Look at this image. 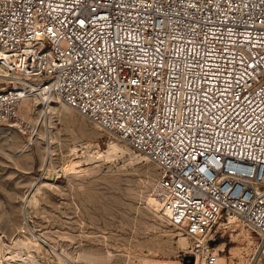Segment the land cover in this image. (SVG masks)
<instances>
[{
    "label": "built area",
    "instance_id": "1",
    "mask_svg": "<svg viewBox=\"0 0 264 264\" xmlns=\"http://www.w3.org/2000/svg\"><path fill=\"white\" fill-rule=\"evenodd\" d=\"M0 130H31L29 85L155 165L161 205L194 264L217 228L255 235L264 264V0H0Z\"/></svg>",
    "mask_w": 264,
    "mask_h": 264
},
{
    "label": "rangeland",
    "instance_id": "2",
    "mask_svg": "<svg viewBox=\"0 0 264 264\" xmlns=\"http://www.w3.org/2000/svg\"><path fill=\"white\" fill-rule=\"evenodd\" d=\"M29 122L30 131L0 130V264H8L10 250L30 264H95L90 260L107 255L105 264H148L151 258L182 264L188 248L154 200L161 193L155 165L130 159L137 153L127 143L74 109ZM111 140L130 150L98 155ZM247 234L236 222L217 228L215 245L226 249L219 264L248 262L251 252L242 248L239 260L235 248L247 246ZM20 238L41 246L31 249Z\"/></svg>",
    "mask_w": 264,
    "mask_h": 264
},
{
    "label": "bare ground",
    "instance_id": "3",
    "mask_svg": "<svg viewBox=\"0 0 264 264\" xmlns=\"http://www.w3.org/2000/svg\"><path fill=\"white\" fill-rule=\"evenodd\" d=\"M12 58L8 57L7 56V53H5V51L3 49L0 48V85L1 86H4V87H0V89L2 88H5L9 85V82L13 81L14 82V85H15V88L18 89V90H23V86L21 85H18L17 82L15 81V79H13V77L15 78V76H17V72H11L9 71L10 68H12ZM29 88V92L27 93L26 97L23 99V102H22V105H21V108H20V111H21V114L23 115V117L26 119V120H29L30 119H37L39 117H42L44 115H48V114H52L54 112H70V110L72 111V108L67 106L65 103H63L61 100L57 99V98H53L51 97L49 94L47 93H44L42 90H41V86L39 84V82H34L32 83L31 85L28 86ZM59 103V105H56V104H53V103ZM38 104H43L41 107H38ZM31 113V114H29ZM35 114V115H34ZM32 115V116H31ZM114 135V134H113ZM126 150H130L129 147H124L122 145H120L118 142L116 141H109L107 143V148L106 150L104 151H99L97 150V153L98 155H105L107 158L111 157V155H115L117 156V154H123ZM46 151V150H45ZM97 155V154H96ZM97 155V156H98ZM45 158V157H44ZM44 158L42 160H44ZM99 158V157H98ZM47 159V157H46ZM130 159H134L135 161H137L138 159L140 160H145V161H148L147 159H145L142 155H139V154H135L133 153L131 156H130ZM46 162V161H45ZM43 184V183H42ZM46 185H50L47 184ZM52 185V184H51ZM37 186V185H36ZM159 187V185H158ZM37 189V187H36ZM35 189V186H34V190ZM39 189V188H38ZM37 189V190H38ZM36 190V191H37ZM160 190V188H159ZM35 192V191H32V193ZM32 193H30L31 195L28 196L27 199L28 202H32L34 201V195H32ZM36 193V192H35ZM34 194V193H33ZM161 194V193H160ZM31 196V197H30ZM26 199V201H27ZM160 199V202H161V197L158 198V197H155L154 200H159ZM162 207V205H161ZM160 217L166 222L168 223L169 226H173L175 229L179 230L177 235L179 236V239H178V243L183 246V247H186L188 248L189 245H190V238L188 235L186 234H182L180 232L181 228L173 225V223L171 222V220L169 219V213L164 209L162 208L161 210V214H160ZM182 231V230H181ZM21 232V231H20ZM24 232V231H23ZM247 246H243V247H235L236 250H237V253L240 255L239 257V260L240 258H244L243 255H242V248H244L247 253L248 252H252L253 251V247L251 246V243L253 244V241H252V236L249 235V233L247 234ZM251 241H250V240ZM24 240V239H23ZM2 242V241H1ZM23 241H21V238H20V242L18 243H21ZM26 242V241H25ZM24 242V243H25ZM16 243V242H15ZM28 243V242H27ZM23 244L25 246H28L29 248L31 249H39L38 247L41 246V244L39 242H35L34 244L31 245V243H29L30 245L28 244ZM4 244V243H3ZM22 245V246H23ZM2 243H0V251L2 250ZM14 247V245H12ZM46 246V245H45ZM49 246V245H47ZM10 247V246H9ZM11 248V247H10ZM9 248V250H10ZM21 248V247H20ZM23 248V247H22ZM4 249V248H3ZM13 249V248H12ZM24 249V248H23ZM219 250L225 252L226 249L224 248V245L221 244L219 245ZM16 251V249H15ZM220 251V252H221ZM2 252V251H1ZM27 252H29L27 250ZM11 255L9 256V259L10 261L8 262V264H30V260L27 258V256L25 258H22V260L20 259L18 261V257H17V260L15 259V255H14V250H10L9 252ZM8 253V254H9ZM18 253V252H17ZM26 253V252H25ZM231 253V251H230ZM233 254V253H232ZM27 255V253H26ZM56 255V254H54ZM234 255V254H233ZM236 255V254H235ZM18 256V255H17ZM57 256V255H56ZM238 256V255H236ZM60 257V256H59ZM57 259H60L58 258L57 256ZM111 260V256L110 255H107L106 257H103V258H94L90 261H92L93 263L95 264H105V263H108L109 261ZM244 260V259H243ZM35 261V260H34ZM246 261V260H245ZM243 262V261H242ZM142 263L145 264L144 260H142ZM141 263V264H142ZM148 264H175L173 262H167V263H164L162 262V260L158 259V258H151L149 260V263ZM183 264V263H182ZM219 264V262H218ZM245 264H248V262L246 261Z\"/></svg>",
    "mask_w": 264,
    "mask_h": 264
},
{
    "label": "water",
    "instance_id": "4",
    "mask_svg": "<svg viewBox=\"0 0 264 264\" xmlns=\"http://www.w3.org/2000/svg\"><path fill=\"white\" fill-rule=\"evenodd\" d=\"M183 264H194V258L190 255H184L182 257Z\"/></svg>",
    "mask_w": 264,
    "mask_h": 264
}]
</instances>
